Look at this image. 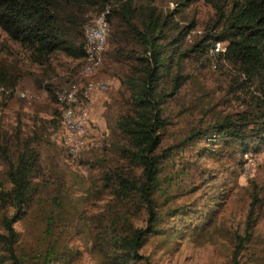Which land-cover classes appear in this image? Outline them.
Segmentation results:
<instances>
[{
    "label": "trees",
    "instance_id": "obj_1",
    "mask_svg": "<svg viewBox=\"0 0 264 264\" xmlns=\"http://www.w3.org/2000/svg\"><path fill=\"white\" fill-rule=\"evenodd\" d=\"M194 1L177 0L175 7L163 10L153 0H0V28L39 60L56 51L80 60L86 14L110 5L107 43L95 77L113 70L120 79V89L114 94L119 113L113 125L119 136L118 157L104 153L105 157L91 164L97 168V184L112 198L107 226L94 235V244L111 264L145 262L139 250L152 234L174 236L191 219L188 205L162 212L155 197L161 167L175 146L184 157L181 169L190 179L188 190L197 192V209L192 210L202 213L204 225L227 195L226 187H221L226 181L216 184L212 177L215 168H225L219 161L229 159L239 166L245 152L264 150V0H203L213 13L200 33L195 31L194 19L180 23L176 18ZM216 40L225 41L226 50L212 54L208 49ZM206 72L220 80L215 89L220 98L206 108L191 102L182 106L179 95L191 85L195 73V94L201 101ZM60 86L51 87L49 94L54 101L50 120L58 126ZM175 100L181 104L179 113L191 106L194 121L190 120L177 143L165 146L169 103ZM32 142L19 128L14 133L0 131V155L7 164L9 182L0 187V264H62L72 253L69 246L59 247L57 239H52V216L44 229L49 243L43 248L21 246L14 223L33 205L40 185L36 178L45 177ZM10 147L16 151L14 159ZM186 148L190 150L183 151ZM195 173L197 179H193ZM251 184L244 226L229 237L230 264H264V245L260 249L250 245L258 242L253 231L264 210V187L253 180ZM134 206L138 214L144 213V225L134 223Z\"/></svg>",
    "mask_w": 264,
    "mask_h": 264
},
{
    "label": "rangeland",
    "instance_id": "obj_2",
    "mask_svg": "<svg viewBox=\"0 0 264 264\" xmlns=\"http://www.w3.org/2000/svg\"><path fill=\"white\" fill-rule=\"evenodd\" d=\"M176 2L177 0H153L163 10L175 7ZM212 13L213 9L209 4L196 0L177 14L176 18L180 23L194 19L195 31L200 33ZM95 15V11L88 12L85 24ZM73 61L77 59L59 51L51 53L45 60H39L32 50L9 38L0 28V85L27 90L32 94L28 98L14 94L4 97L0 95V131L14 133L19 128L21 135L32 139V145L39 151L45 173L44 178H36L40 185L33 205L22 218L15 221L14 226L19 232L21 246L43 248L49 243L44 229L48 216H52V239H57L59 247L67 245L72 249V253L62 264H111L105 253L94 244V235L100 227L107 226L112 198L104 187L97 184V168L91 162L106 155L118 157L116 148L119 136L114 132L113 125L119 113L114 94L120 89V79L113 70L102 71L100 77L109 80V86L93 100L92 110L99 122L94 119L95 116L91 117L94 127L104 132L103 146L69 157L57 134L58 125L50 120L53 117L51 113L54 101L49 94L51 87L57 89L65 83ZM204 79L206 92L199 101L194 86L198 80L196 73L192 74V88L191 85H186L179 95L182 106L191 102L206 108V105L220 98V91L215 92L220 83L216 75L206 72ZM180 102L175 100L169 103L170 119L164 133L165 146L180 140L194 114L190 105L185 109L186 113H179ZM110 130L112 133L109 135ZM173 149L174 152L161 167L160 188L156 190L155 197L162 212L168 207L188 205L191 208V219L174 236L167 232L152 234L139 250L146 257V260L143 258L145 262L139 264H230L232 244L229 237L231 232L237 229L239 231L244 226L251 180L264 187V150L253 151L257 155V164L248 174L243 172L244 161L239 166L231 164L229 159L219 161L225 168H215L217 171L212 177H215L216 184L226 181L221 187H226L227 195L212 219L204 225L202 213L192 210L197 209V192L188 190L190 179L181 169L185 164L183 154L178 150L179 147L175 146ZM189 150L186 148L183 151ZM9 152L14 159V147H10ZM209 164V161L205 163L207 166ZM6 167L7 164L0 155V187L9 185L5 177ZM187 167L190 171V166ZM192 176L193 179L199 177L197 173ZM200 209L201 207L198 210ZM131 216L135 224L144 225V213L138 214L135 206ZM182 221L183 219L178 224ZM253 236L258 242L250 245L260 249L264 245V210L259 214Z\"/></svg>",
    "mask_w": 264,
    "mask_h": 264
},
{
    "label": "built area",
    "instance_id": "obj_3",
    "mask_svg": "<svg viewBox=\"0 0 264 264\" xmlns=\"http://www.w3.org/2000/svg\"><path fill=\"white\" fill-rule=\"evenodd\" d=\"M109 10L110 5L107 3L84 25L83 56L80 60L73 61L68 70L69 77L57 90V108L60 115L57 134L65 151L72 157L100 148L104 144V132L94 127L91 116L95 95L109 86V80L95 77L100 70L107 43ZM225 50L226 42L222 40L211 42L208 49L212 54ZM0 93H11L23 98L32 96L27 90L8 88L4 85H0ZM256 164V153L245 152L243 172L251 173Z\"/></svg>",
    "mask_w": 264,
    "mask_h": 264
},
{
    "label": "crops",
    "instance_id": "obj_4",
    "mask_svg": "<svg viewBox=\"0 0 264 264\" xmlns=\"http://www.w3.org/2000/svg\"><path fill=\"white\" fill-rule=\"evenodd\" d=\"M101 93H102V92L97 93V94L95 95L94 100H95L96 97H97L99 94H101ZM92 108L94 109V105L92 106ZM94 116H95V117H94ZM92 117H94V119H96V120L99 122V119H98V117H97L96 115H94L93 110H92Z\"/></svg>",
    "mask_w": 264,
    "mask_h": 264
}]
</instances>
